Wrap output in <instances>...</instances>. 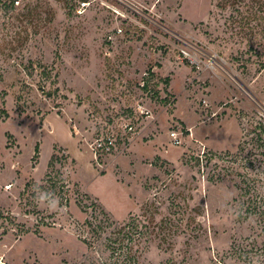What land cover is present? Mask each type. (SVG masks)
Instances as JSON below:
<instances>
[{"label":"rangeland","instance_id":"374dc122","mask_svg":"<svg viewBox=\"0 0 264 264\" xmlns=\"http://www.w3.org/2000/svg\"><path fill=\"white\" fill-rule=\"evenodd\" d=\"M0 264H264V0H0Z\"/></svg>","mask_w":264,"mask_h":264},{"label":"built area","instance_id":"2783aa9c","mask_svg":"<svg viewBox=\"0 0 264 264\" xmlns=\"http://www.w3.org/2000/svg\"><path fill=\"white\" fill-rule=\"evenodd\" d=\"M183 52L187 55H190V51L187 49H183ZM129 127L130 129H132L134 128V125L130 124ZM171 135H172L173 140L176 143L181 142V137H180L178 129H173L171 131ZM115 141H116V138L113 134H107V135L96 137V139H94V141L92 142V146L95 149L96 155L98 152L100 153V155L102 153L103 154L112 153L114 146H115Z\"/></svg>","mask_w":264,"mask_h":264},{"label":"clouds","instance_id":"9594fccd","mask_svg":"<svg viewBox=\"0 0 264 264\" xmlns=\"http://www.w3.org/2000/svg\"><path fill=\"white\" fill-rule=\"evenodd\" d=\"M34 190L37 191L36 201L38 204H43L47 202V205L49 207V210H54L56 206L58 205V198L54 196L52 193H41L39 192L38 187L34 186Z\"/></svg>","mask_w":264,"mask_h":264}]
</instances>
